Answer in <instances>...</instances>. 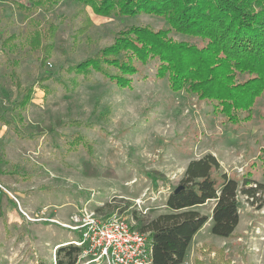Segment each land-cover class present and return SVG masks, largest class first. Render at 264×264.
Listing matches in <instances>:
<instances>
[{
    "label": "rangeland",
    "instance_id": "obj_1",
    "mask_svg": "<svg viewBox=\"0 0 264 264\" xmlns=\"http://www.w3.org/2000/svg\"><path fill=\"white\" fill-rule=\"evenodd\" d=\"M102 13L83 0H0V264L66 262L60 247L77 245L76 226L90 217L118 212L138 223L136 211L150 219L167 212L189 161L208 153L219 173L264 183V91L225 109L174 90L159 58L138 57L131 83L120 85L103 50L130 28L197 48L208 40L155 13ZM39 38L42 47L32 43ZM16 80L31 97L13 110ZM214 204L194 207L210 218L183 264H264V204L240 194V221L227 238L211 231ZM76 264L104 262L84 251Z\"/></svg>",
    "mask_w": 264,
    "mask_h": 264
},
{
    "label": "trees",
    "instance_id": "obj_2",
    "mask_svg": "<svg viewBox=\"0 0 264 264\" xmlns=\"http://www.w3.org/2000/svg\"><path fill=\"white\" fill-rule=\"evenodd\" d=\"M83 1L103 15L155 13L177 30L199 34L208 40L205 46L197 48L172 44L162 30L130 28L116 45L103 50L108 62L121 72L111 76L120 85L131 83L126 79L130 70L135 71L133 60L138 57L142 61L159 58L158 73L168 75L174 90L199 92L201 98L217 99L225 109L250 105L264 91V0H102L101 4L95 0ZM34 2L41 0H30V4ZM39 40H36L38 44L32 42L33 45L42 47ZM244 74L250 77L243 82L236 80ZM13 76L17 79L15 71ZM16 84L21 90L17 80ZM30 97L31 87L27 86L21 90L13 110L27 104ZM219 170L220 162L212 153L192 159L179 184L184 189L177 193L175 187L166 200L167 212L152 219L135 212L137 227L149 233L153 264L185 262L193 238L210 218L194 207L215 200L211 231L227 238L240 221V194L252 204H264V183L249 177L240 183ZM82 250L74 244L60 247L59 253L64 252L67 261L61 259L58 263L76 264Z\"/></svg>",
    "mask_w": 264,
    "mask_h": 264
},
{
    "label": "built area",
    "instance_id": "obj_3",
    "mask_svg": "<svg viewBox=\"0 0 264 264\" xmlns=\"http://www.w3.org/2000/svg\"><path fill=\"white\" fill-rule=\"evenodd\" d=\"M6 188L0 184V194ZM81 236L75 243L82 252L91 254L104 264H153L149 233L142 232L135 220L121 213L90 217L76 226Z\"/></svg>",
    "mask_w": 264,
    "mask_h": 264
},
{
    "label": "water",
    "instance_id": "obj_4",
    "mask_svg": "<svg viewBox=\"0 0 264 264\" xmlns=\"http://www.w3.org/2000/svg\"><path fill=\"white\" fill-rule=\"evenodd\" d=\"M184 189V186L183 185H179L177 186V188L175 189V192H181L182 190Z\"/></svg>",
    "mask_w": 264,
    "mask_h": 264
}]
</instances>
